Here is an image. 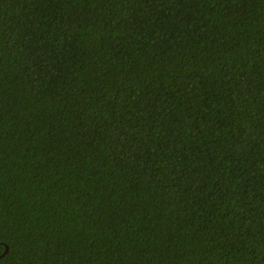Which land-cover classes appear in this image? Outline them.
<instances>
[{
    "label": "trees",
    "instance_id": "obj_1",
    "mask_svg": "<svg viewBox=\"0 0 264 264\" xmlns=\"http://www.w3.org/2000/svg\"><path fill=\"white\" fill-rule=\"evenodd\" d=\"M0 264H264V0H0Z\"/></svg>",
    "mask_w": 264,
    "mask_h": 264
}]
</instances>
